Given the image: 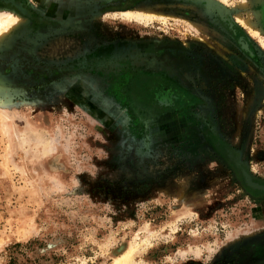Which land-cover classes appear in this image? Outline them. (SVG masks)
<instances>
[{
    "label": "rangeland",
    "instance_id": "obj_1",
    "mask_svg": "<svg viewBox=\"0 0 264 264\" xmlns=\"http://www.w3.org/2000/svg\"><path fill=\"white\" fill-rule=\"evenodd\" d=\"M21 1L33 14L0 44V264H112L127 248L131 264H264V194L244 190L217 144L264 181L251 26L237 27L255 55L204 1ZM225 6L261 29L253 0ZM136 9L165 17L121 13ZM147 74L199 103L148 109Z\"/></svg>",
    "mask_w": 264,
    "mask_h": 264
},
{
    "label": "flooded vegetation",
    "instance_id": "obj_2",
    "mask_svg": "<svg viewBox=\"0 0 264 264\" xmlns=\"http://www.w3.org/2000/svg\"><path fill=\"white\" fill-rule=\"evenodd\" d=\"M259 9L260 6H259ZM231 19V18H230ZM227 16L223 17V22L231 30L232 34L237 36V41L242 48V51L247 54L255 55L254 50L251 48V44L248 40L238 34L239 24L232 22ZM260 28L264 32V6H263V19L258 20ZM140 89V99L142 104H144L148 109L153 110L154 112H160L161 114H166L168 112H191L194 106L199 103V98L194 92L186 88L184 84L176 82L170 79L168 76H157L154 74L145 75L139 82ZM217 144L223 146L224 153L227 161L231 164L234 172L239 179L241 185L243 186L246 192H249L255 196L257 194H264L263 188H251L243 182L242 174L238 170V165L234 158L238 159L241 163V167L249 172L252 177L253 182L258 183L261 186H264V181H258L251 174L247 164L241 159L240 153L238 150L233 149L229 145L225 144L223 141L219 140ZM259 264H261L259 262Z\"/></svg>",
    "mask_w": 264,
    "mask_h": 264
},
{
    "label": "bare ground",
    "instance_id": "obj_3",
    "mask_svg": "<svg viewBox=\"0 0 264 264\" xmlns=\"http://www.w3.org/2000/svg\"><path fill=\"white\" fill-rule=\"evenodd\" d=\"M210 1L211 2L213 1L212 3H216L217 4V2H215L214 0H210ZM218 1L222 3V4L219 3L220 6L222 5L223 8L226 7L225 6L226 5V0H218ZM3 2L6 3V4H10L17 11L15 9L14 10L11 9L9 11H0V44L4 43L5 39L8 37V34H10L13 30H16V29L20 28L19 27L20 25L26 24L28 18L31 17L32 14H33L32 13L33 10L31 11L30 9H27L21 0H3ZM241 4H242V7L245 8L246 2L245 3L241 2ZM14 5H16V6H14ZM0 9H2V8H0ZM24 9H26V10H24ZM3 10H4V8H3ZM121 13L125 17H127L128 19L129 18H134V19L140 20V21H151V20H154V19H164V17H165L162 12L153 11L152 9L151 10H143V9L142 10L141 9L127 10V11H124V12H121ZM223 13L229 19L231 18L230 20H232V22H236L237 24H239V23L241 24L242 23L243 25L244 24H248L249 26H251V28H252L251 29V33L259 39L260 45L264 49V37L260 33V32H262V30L252 27L255 24L253 20H251L250 18L248 20H244L237 13H235V15H233L234 17L233 16L229 17L228 13L224 12V10H223ZM261 90H262V88L259 87L258 90H257L258 96L262 95V91ZM45 151H46V149H45ZM236 163H237V161H236ZM237 165H238L237 168L240 171V174H242V176H243V178H242L243 182H246L245 184L247 186L248 185H252V186L255 185V184H253V180H252V177L249 174V172H247V170L242 168L240 164L237 163ZM130 262H131V248H127L121 254V256H119V257L114 259V262L112 264H131Z\"/></svg>",
    "mask_w": 264,
    "mask_h": 264
},
{
    "label": "water",
    "instance_id": "obj_4",
    "mask_svg": "<svg viewBox=\"0 0 264 264\" xmlns=\"http://www.w3.org/2000/svg\"><path fill=\"white\" fill-rule=\"evenodd\" d=\"M202 1H204L207 6H214L218 11H221L223 13V11L221 10L222 8H221V6L218 3L217 4L216 3H212L213 1L211 2L210 0H197V2H202ZM253 2H254V4L260 6L261 9L257 10V16L259 17L260 20L263 19L264 0H253ZM14 6H16V5H14ZM24 10H26V9H24ZM253 184H255V185H253V186L252 185H248V186H250L251 188H257V189L264 188V186H261V185H259L256 182H253Z\"/></svg>",
    "mask_w": 264,
    "mask_h": 264
}]
</instances>
